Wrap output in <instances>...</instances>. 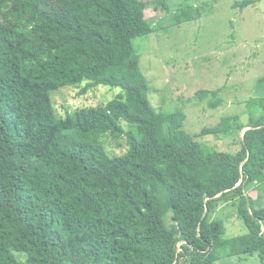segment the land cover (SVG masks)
<instances>
[{"label":"trees","instance_id":"obj_1","mask_svg":"<svg viewBox=\"0 0 264 264\" xmlns=\"http://www.w3.org/2000/svg\"><path fill=\"white\" fill-rule=\"evenodd\" d=\"M143 1L0 0V264L264 262V96L249 124L225 117L201 134L245 130L237 151L204 149L181 111L149 101L134 46L155 29ZM85 82L81 95L100 85L124 94L59 116L54 92ZM208 94L220 107L218 90L198 96ZM106 135L126 137L128 151L111 154ZM231 200L247 234L226 241L210 216Z\"/></svg>","mask_w":264,"mask_h":264},{"label":"rangeland","instance_id":"obj_2","mask_svg":"<svg viewBox=\"0 0 264 264\" xmlns=\"http://www.w3.org/2000/svg\"><path fill=\"white\" fill-rule=\"evenodd\" d=\"M243 1L144 0L141 4L155 28L151 34L134 41L141 70L149 82V101L158 111L169 114L181 111L184 132L196 138L207 151H237L245 130L241 133L230 130L219 136L210 132L201 134L217 128L225 117L239 116V122L249 124L258 107L257 101L264 96V83L258 84L264 78V0L245 7L239 5ZM180 5L187 7L182 16L176 15ZM191 5L197 8L192 18L188 17L193 12ZM86 84L54 92V108L59 116L63 115L65 107L73 110L88 105L97 107L124 94L122 88L100 85L81 95ZM215 90L223 103L212 109L209 102L214 95L208 94L204 100L198 95ZM122 125L126 130L136 131L125 121ZM102 142L113 155H123L129 149L126 137L114 140L106 135ZM249 195L257 197L255 192ZM233 202L224 203L210 216L211 220L224 222L226 241L247 234ZM182 215L187 218L188 228L194 226L189 211ZM18 257L26 261L23 254ZM218 264L264 262L255 254L222 259Z\"/></svg>","mask_w":264,"mask_h":264},{"label":"crops","instance_id":"obj_3","mask_svg":"<svg viewBox=\"0 0 264 264\" xmlns=\"http://www.w3.org/2000/svg\"><path fill=\"white\" fill-rule=\"evenodd\" d=\"M253 192L257 193V197H258V192L257 191H253ZM257 197H255L254 199H256ZM263 201H264V196L261 199V204L264 206V204H263L264 202Z\"/></svg>","mask_w":264,"mask_h":264},{"label":"water","instance_id":"obj_4","mask_svg":"<svg viewBox=\"0 0 264 264\" xmlns=\"http://www.w3.org/2000/svg\"><path fill=\"white\" fill-rule=\"evenodd\" d=\"M247 130V129H246Z\"/></svg>","mask_w":264,"mask_h":264}]
</instances>
